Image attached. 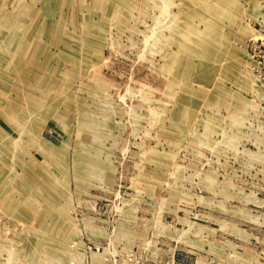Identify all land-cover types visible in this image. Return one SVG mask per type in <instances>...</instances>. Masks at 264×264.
<instances>
[{
    "label": "rangeland",
    "instance_id": "rangeland-1",
    "mask_svg": "<svg viewBox=\"0 0 264 264\" xmlns=\"http://www.w3.org/2000/svg\"><path fill=\"white\" fill-rule=\"evenodd\" d=\"M0 264H264V0H0Z\"/></svg>",
    "mask_w": 264,
    "mask_h": 264
}]
</instances>
